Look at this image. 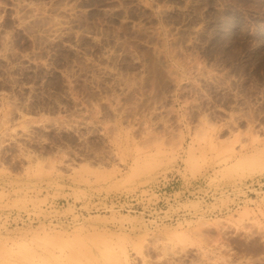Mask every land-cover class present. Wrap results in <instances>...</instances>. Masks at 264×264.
Returning a JSON list of instances; mask_svg holds the SVG:
<instances>
[{
    "label": "rangeland",
    "instance_id": "obj_1",
    "mask_svg": "<svg viewBox=\"0 0 264 264\" xmlns=\"http://www.w3.org/2000/svg\"><path fill=\"white\" fill-rule=\"evenodd\" d=\"M263 178L264 0H0V264H264Z\"/></svg>",
    "mask_w": 264,
    "mask_h": 264
},
{
    "label": "bare ground",
    "instance_id": "obj_2",
    "mask_svg": "<svg viewBox=\"0 0 264 264\" xmlns=\"http://www.w3.org/2000/svg\"><path fill=\"white\" fill-rule=\"evenodd\" d=\"M246 215L247 213L243 212L241 213L240 217H243ZM239 221L240 220H238V222ZM197 233L199 234V232L194 233L193 231L172 233L168 235V238H169L168 240H172L171 242L174 244H181V245L191 244L194 242V237H195V234Z\"/></svg>",
    "mask_w": 264,
    "mask_h": 264
},
{
    "label": "built area",
    "instance_id": "obj_3",
    "mask_svg": "<svg viewBox=\"0 0 264 264\" xmlns=\"http://www.w3.org/2000/svg\"><path fill=\"white\" fill-rule=\"evenodd\" d=\"M259 184H261L262 187L264 188V178L259 181ZM259 184H258V186H259Z\"/></svg>",
    "mask_w": 264,
    "mask_h": 264
}]
</instances>
